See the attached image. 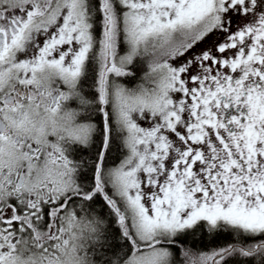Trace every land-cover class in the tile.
<instances>
[{
  "label": "snow or ice",
  "instance_id": "1",
  "mask_svg": "<svg viewBox=\"0 0 264 264\" xmlns=\"http://www.w3.org/2000/svg\"><path fill=\"white\" fill-rule=\"evenodd\" d=\"M0 264H264V0H0Z\"/></svg>",
  "mask_w": 264,
  "mask_h": 264
}]
</instances>
